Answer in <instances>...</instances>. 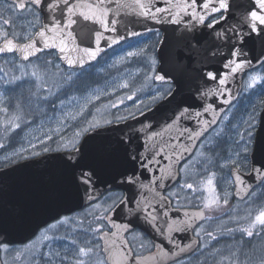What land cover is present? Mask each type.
Masks as SVG:
<instances>
[{"label": "water", "instance_id": "obj_1", "mask_svg": "<svg viewBox=\"0 0 264 264\" xmlns=\"http://www.w3.org/2000/svg\"><path fill=\"white\" fill-rule=\"evenodd\" d=\"M7 1L17 6L30 3L29 0ZM71 2L86 5L91 0ZM51 3H59L60 7L34 5L43 18L31 38L21 41L7 37L0 41V47L7 40H12L17 49L33 47L24 51L6 50L0 52V57L15 54L19 60L28 62L41 53L56 51L64 66L79 69L93 64L127 40L162 32L154 81L171 83L174 87L149 109L126 120L91 129L73 150L44 152L0 167V203L5 204L0 211L12 213L0 218V243L28 241L51 221L98 201L110 190L122 189L124 197L109 215L112 231L100 235L108 263L170 264L197 248L198 238L193 236V228L206 213L203 209L184 208L181 216H170L167 205L171 199L165 192L180 180V166L239 99L247 73L264 64V30L258 26L253 31L246 15L247 9L259 11V7H252L255 0H229V10L222 18L221 13H206L200 0L196 8L188 7L187 11H184L185 0H140L149 5L153 19L139 14L136 0H105L109 14L103 17L107 22L104 27L95 17L86 21L79 16L80 11L87 12L86 8L77 9V15L72 17L76 23L69 24L63 0H51ZM202 15L208 20L220 15L217 17L220 23L214 28L207 27L197 19ZM56 24L61 27L52 31ZM41 31L44 37L39 35ZM228 36L232 37L230 42ZM61 47L65 51L61 52ZM85 49L96 51V57L91 58ZM233 51L236 54L230 55ZM69 58L76 63L69 65ZM233 62L243 66L231 71L225 65L234 67ZM208 73L215 74L217 79H210ZM157 76H163L164 80ZM220 79L225 83L221 84ZM259 137L257 154L264 155V108L255 133V138ZM121 139L130 141L132 152L138 151L141 160L147 162L129 163ZM74 150L83 157L82 163L96 168L87 192L78 183L79 170L74 174L61 162L68 157L75 162L78 156L71 155ZM133 168L135 187L125 184L121 175L127 172L131 177ZM261 169L264 158L257 157L254 151L250 154L248 172L236 166L232 168L237 198H247L264 181ZM174 224L181 225L183 230L178 232L172 228ZM137 227L153 238L157 246L154 252L134 254L127 233Z\"/></svg>", "mask_w": 264, "mask_h": 264}, {"label": "rangeland", "instance_id": "obj_2", "mask_svg": "<svg viewBox=\"0 0 264 264\" xmlns=\"http://www.w3.org/2000/svg\"><path fill=\"white\" fill-rule=\"evenodd\" d=\"M39 25V11H19L15 5L0 0V41L5 37L21 41L29 39ZM160 38L161 32H152L129 40L81 70L64 67L56 52L44 53L29 62H21L14 54L0 57V166L47 151L69 149L83 136L88 122L107 123L160 101L172 89L171 84H158L153 79L159 63L157 46ZM130 52L136 55L129 56ZM256 77L259 79L253 83ZM124 84L128 87H123ZM263 103L264 65L246 76L241 98L185 165L181 181L183 185L195 187V194L203 204L218 198L219 205L223 206L224 200L228 201V216L219 218L218 223L246 219L245 225L253 235L250 237L244 231L242 234L252 244L243 247L237 258L251 257L254 264H264V227L258 224L255 229L250 227L256 215L264 211V208L253 210L255 202L264 197V187L248 201L233 205L231 168L237 166L248 170L251 149L247 158L243 151L246 129L251 120L255 137ZM223 144L228 145L227 153L211 158L209 150ZM212 159L214 167L207 168ZM205 171L208 172L204 174ZM209 179L213 181L212 185L207 184ZM118 195L111 194L93 203L88 210L49 227L27 252L35 259L39 258L36 264H104L98 258L99 234L103 227L100 220L102 203L114 202ZM219 244V249L232 250L224 243ZM81 248L88 254L81 255Z\"/></svg>", "mask_w": 264, "mask_h": 264}, {"label": "flooded vegetation", "instance_id": "obj_3", "mask_svg": "<svg viewBox=\"0 0 264 264\" xmlns=\"http://www.w3.org/2000/svg\"><path fill=\"white\" fill-rule=\"evenodd\" d=\"M10 3V2H9ZM15 5L16 9L19 11H25L28 9H35L39 11V9L28 3L25 7V9L21 10L18 8V6L15 3H11ZM41 14V12L39 11ZM220 16V15H219ZM218 16H215L217 18ZM213 18V17H212ZM210 18L209 20H211ZM41 22H42V14H41ZM40 26V25H39ZM38 26V27H39ZM37 27V29H38ZM36 29V30H37ZM35 30V32H36ZM34 32V33H35ZM119 47V46H118ZM117 48V47H116ZM115 49V48H114ZM110 52V51H109ZM70 69V68H67ZM70 70H81V69H70ZM232 108V107H231ZM229 108V110L231 109ZM149 109V106L146 108H141L138 109L137 111L133 112L132 114H128L123 116L124 119H127L131 116H134L138 113H141L145 110ZM229 110L223 115L220 124H222L226 118V115L228 114ZM122 117V116H120ZM118 118V117H117ZM114 119L110 120L111 122L119 121V120H124V119ZM108 124V123H103L98 126ZM219 124V125H220ZM90 130V129H89ZM88 130V131H89ZM87 131V132H88ZM85 132L83 136L80 138V140L71 148L69 149H75L79 143L81 142L82 138L84 135L87 133ZM205 139L199 144L195 154L190 158V160H187L180 166V172H181V178L180 181L174 185L172 188L167 190L165 193L169 196L171 199V204H168L169 206V211L167 214L170 216H181L182 214V209L184 208H198V209H203L205 210V218L198 222L194 228H193V236L198 238V246L195 250L192 252L182 256L181 258L171 262L170 264H254L251 260H253L251 257L249 258H237L240 253L243 251V247H245L248 242H247V237L242 234L243 229H247V226L245 225L246 219H242L240 221L234 220L230 223H218V219L224 216L227 217V213L229 212L230 206L228 204L223 203V206L216 205L213 206L212 208H205L202 201L199 200V198L195 194V187L193 186L192 189H189L187 185L181 184L182 181V176H183V168L185 165L190 162L195 155L197 154L198 150L200 147L203 145ZM228 146V145H227ZM223 144L222 147L213 146L216 149L209 150V152H212L210 154L211 158H217L223 153H227L228 148ZM214 160V159H213ZM212 160V161H213ZM201 167V166H200ZM210 166L207 165V168ZM213 168V167H211ZM250 168V159L248 163V170ZM208 171H205L204 174H206ZM264 187V182L256 187L250 195L245 198V199H239L235 196V186H232L231 189H233V195L231 202L234 204L238 203H244L248 201L256 192L257 190H260L261 188ZM118 193L119 195L116 198V201L107 203L103 202L102 203V210L100 214V220L103 223V227L101 228L100 235L105 232V231H112V228L110 227L109 224V215L111 211L119 204V202L122 200L125 192L122 189H115L107 192L99 201H102L109 195L111 194ZM96 203V202H95ZM106 203V204H105ZM93 204H90L80 210H77L71 214H66L61 216L60 218L54 220L53 222H50L46 226L42 227L39 232L30 240L25 241V242H20V243H9L7 241L0 243V264H36L39 261V258L37 257L35 259L34 256L30 252H27V249L33 245L35 241L40 237L41 233L47 230L49 227L56 225L57 223L66 220V218H69L71 216H76L77 214L84 212L85 210H88ZM5 206V204L0 203V209H2ZM228 206V207H227ZM254 206H256L253 210H256L258 208H264V197L259 198V202L256 201ZM233 208V207H232ZM232 210V209H231ZM228 211V212H227ZM10 216L12 213L10 212H2L0 211V218L3 215ZM88 218L87 220H90L91 213L87 214ZM55 228V227H54ZM172 228L175 230H183V227L179 224H174L172 225ZM167 230V229H166ZM127 238L130 243V246L136 256L140 255H145L151 252H154L157 248L155 241L153 238L143 229L141 228H135L127 233ZM182 239V237L180 238ZM251 242V241H250ZM249 242V243H250ZM219 243H224L226 246L232 248L230 251H225L220 248ZM100 257V261L104 262V264H109L106 258V254L103 251V242L100 239V249L98 250ZM37 256V254H36ZM34 259L36 262H34Z\"/></svg>", "mask_w": 264, "mask_h": 264}, {"label": "snow or ice", "instance_id": "obj_4", "mask_svg": "<svg viewBox=\"0 0 264 264\" xmlns=\"http://www.w3.org/2000/svg\"><path fill=\"white\" fill-rule=\"evenodd\" d=\"M29 2L32 5H41L44 4V6L46 8H59L60 4L56 3L53 4L51 3V0H29ZM104 3L105 0H91V2H89L88 4H80V3H72L71 0H63V5L66 8V11L68 13L69 16V24H75L76 21L75 19H72V17L74 15H77L76 10L80 9V8H86L87 12L84 11H80L78 14L79 16L88 21V20H92L93 17H95V19L97 21H99V23L101 25H103L104 27H107V22L103 19V17L107 16L108 13V9H106L104 7ZM186 3V7L184 9V11H187V8H196L197 7V0H191L190 3L187 2V0H185ZM258 5L259 7V11H253L251 8L247 9V19L251 22V28L253 31H255L257 29L258 26L261 27V30H264V0H255V3L252 5L253 8H255ZM200 6L205 10L206 13L210 12V13H221V17L223 18V13L227 12L229 10V0H216L215 3H213V0H200ZM18 7L20 9H25L26 4L25 3H19ZM136 7H138L140 9V15L144 16L145 18H153L155 19V16L153 15L151 8L149 7V5L144 4V3H140V0H136ZM135 11V8H134ZM157 11H161L160 9H157ZM61 12L63 14L64 9H61ZM192 15H195V13H192ZM197 19L202 23L205 24L207 27H215L217 24L220 23V19L215 18V16H213V18L211 20H208L206 16H198ZM5 23H7V21H5ZM61 25L56 24L54 26V28L52 29V31H56V29L60 28ZM113 31L115 29H112ZM39 35L41 37L45 36V33L43 31L39 32ZM218 35H221L218 33ZM5 36H7V33H5ZM221 38H224L223 35H221ZM231 36L227 37V40L230 42L231 40ZM115 42V41H113ZM49 45L47 44V42L45 43V47H48ZM28 47H33V45H27L25 46L24 49H17L16 46L13 44L12 40H7L6 44L4 47H0V52H4V51H14V50H26ZM233 49H235V45H233ZM60 51L63 52L65 51L64 47L60 48ZM85 53L87 55H89L91 58H95L97 55L96 51L93 50H88L85 49ZM236 53L230 52V55H235ZM129 56L132 55H136L135 53H128ZM26 59L28 58L27 56L25 57ZM67 62L69 65H72L74 63H76V61L72 60V59H67ZM80 63H83V61L81 60ZM234 63V67H231L229 64H226V67H230L231 71H236L239 68H241L243 66L242 63H238V62H233ZM208 77L210 79H217L216 75L213 73H208ZM159 80H164L163 76H157L156 77ZM259 79L258 77L253 78V83H255V80ZM220 83L224 84L225 80L224 79H220ZM123 87H128L127 84H124ZM96 99H99V97L97 96ZM129 99H131V97H129ZM115 107V105H113ZM99 111V110H98ZM82 114V113H80ZM72 119H76L75 116H72ZM117 119H124V117H118ZM10 124L14 123L13 121H9ZM107 123H111V121H108ZM249 128L246 129V135H247V139L244 140V135H241V139L244 140V154L245 157L247 158V153L249 151V149H251L252 151H254L255 155L257 157L260 158H264V155H260L257 154V144H258V140L259 138H255L253 136L252 133V128L254 127V125H252L251 120H249ZM97 125L93 124L92 122H88V127L83 129V131L87 132L88 128H95ZM15 127H19V124H15ZM59 131V130H57ZM80 133H76V135H79ZM52 137L49 136V139H51ZM120 144L123 146L124 148V154L126 159L128 160L129 163H136V162H141V163H146V160H141L140 154L137 151L136 153L132 152V143L129 142H125V140L121 139L120 140ZM0 147H2V145H0ZM45 151H47V148H45ZM72 156H78L77 151H73ZM83 157L82 156H78V158L75 160V162L70 158H62L61 162L62 164L68 168V169H72L74 174L76 170H79V176L77 177L78 183L83 185L85 188V191L87 192L88 190V186L90 184H92L93 182V178L96 175V168L86 165L84 163H82ZM255 171V168H254ZM261 171H264V169H261ZM121 175L124 177V183L128 184L131 187H135L136 183H137V179H136V173H135V168H133L131 170V177H129L127 172L121 173ZM208 185H212L213 181L211 179H209L207 181ZM187 187L189 189L193 188L192 184H188ZM227 200H224V203L227 204ZM219 205V199H212L209 202L205 203L204 207L205 208H212L213 206ZM257 224L264 227V211H260L258 215H256L255 219L252 221L251 224V229H255L257 227ZM244 232H246V234L248 236H252L253 235V231L250 229H243ZM79 252L81 255H87V251L84 248L79 249Z\"/></svg>", "mask_w": 264, "mask_h": 264}, {"label": "trees", "instance_id": "obj_5", "mask_svg": "<svg viewBox=\"0 0 264 264\" xmlns=\"http://www.w3.org/2000/svg\"><path fill=\"white\" fill-rule=\"evenodd\" d=\"M263 106H264V103H263ZM209 153L212 154V152H209ZM213 162H214V161H212V160L208 162V163H209V166H210V167H209L210 169H212L211 167H214V164H215V163H213ZM205 168H206V167H205ZM248 244L250 245V244H252V242H250V243H248Z\"/></svg>", "mask_w": 264, "mask_h": 264}]
</instances>
